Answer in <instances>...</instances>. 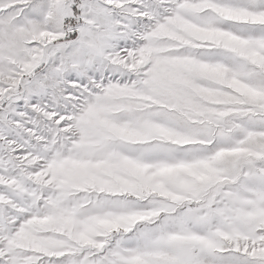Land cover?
Wrapping results in <instances>:
<instances>
[{"label":"snow or ice","instance_id":"snow-or-ice-1","mask_svg":"<svg viewBox=\"0 0 264 264\" xmlns=\"http://www.w3.org/2000/svg\"><path fill=\"white\" fill-rule=\"evenodd\" d=\"M0 264H264V0H0Z\"/></svg>","mask_w":264,"mask_h":264}]
</instances>
